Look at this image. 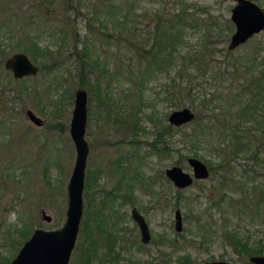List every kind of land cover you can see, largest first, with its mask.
<instances>
[{
	"label": "rangeland",
	"instance_id": "1",
	"mask_svg": "<svg viewBox=\"0 0 264 264\" xmlns=\"http://www.w3.org/2000/svg\"><path fill=\"white\" fill-rule=\"evenodd\" d=\"M44 1L0 0V25H3L0 26V37L4 34L0 41L6 56L21 50L16 42L24 35L22 25L25 26L26 21L32 18L40 21L42 27L47 25L46 29L43 28L45 31L39 35L40 46L47 45L55 52L60 49V45L64 48L73 46L75 37L82 38L85 35L87 27L82 16H76L73 12L64 15V0L59 4L57 0H52V4ZM186 1L196 2L207 8L198 12L202 23L196 28L187 29V42L194 46L201 44L204 38L210 40V51L213 50L214 53L211 64L217 65L219 61L225 60L224 50H230L227 43L234 30L230 13L235 1ZM255 1L264 8V0ZM161 4V0H139L136 12L146 14L161 7ZM166 4L174 7L171 2ZM10 19H14L12 31L6 35ZM147 20L148 17L144 16L143 24ZM228 20L231 22L230 29L229 25H226ZM60 27L66 28L67 41H63L65 34L58 32ZM219 32L221 37L218 36ZM263 39L264 30L232 50H235L236 54L250 51L259 41L262 44ZM61 52L58 60L41 57L44 63H51L52 69H45L36 78L29 80V83L37 86L39 98L36 93L23 94L20 97L11 93L13 102H7L9 98L3 92L7 86L3 81L0 82V255L13 256L16 253L21 243L13 242L11 238L17 237L16 230L23 221L28 220L33 230L37 226H59L65 217L66 184L75 158V149L69 134V121L74 90L79 85V70L72 65L68 52ZM103 53L107 55L108 52L103 50ZM103 53L99 49L101 60L108 63L104 66L108 72L102 67L91 66L95 73L87 75L85 80H89L91 87L90 90L85 86L88 90L85 138L90 147L86 174L88 170L91 173L95 170L98 172V168L101 170L93 186L88 189L95 203L102 200L108 191H117L113 203L120 215L118 226L126 239L123 243L121 240L119 245L128 246L122 253L123 261L125 264H197L211 259L240 261L228 238L220 233L219 228L235 227L240 233L251 234L252 238L258 239L262 232L256 225L260 223L252 225L246 218H236L228 208L223 211L213 204L211 199L216 193L215 179L211 175L205 179L194 180L192 185L184 189L176 188L165 176L164 169L172 164H179L191 173L192 168L187 162L190 155L204 160L208 166L218 160L219 157L211 152L208 143L203 140H183L182 131L176 130L173 132L171 151L166 150L159 154L151 149L153 131L168 122L167 116L171 110L183 106L193 108L188 101L174 105L170 99L164 98L167 95L165 87L168 79L164 73H159L146 81L142 91L144 99L139 104V109L134 112L135 109L130 103L131 79L126 74L117 75L116 71L121 67L120 62L116 57L105 59ZM261 53L264 54V50ZM3 58L0 61V70H3ZM55 62L58 63L56 66L53 64ZM206 67L204 63L201 68L205 72L196 71L203 75H199L194 82H201L205 90L211 92L214 84ZM102 72L106 74L103 75ZM0 79H3L2 74ZM97 88L99 96L103 99L101 101ZM26 108L33 109L43 118L41 126L33 124L25 116ZM131 112L136 113L135 116H132ZM127 113L130 117L125 118L124 126L121 121ZM135 117L139 118V129L133 135V131L126 128V122ZM189 122L183 127L186 130L191 128ZM135 138L137 143L134 142ZM116 160H119V163ZM208 160L211 162L208 163ZM210 169L209 167V171ZM135 172H139V177H134ZM129 187L133 191L132 194L129 193ZM85 192L84 186V207L87 198ZM133 205L137 206L148 222L151 240L147 244L139 241L138 226L130 216ZM176 208H180L182 213L183 225L179 232L174 228ZM42 210L51 215L49 221L42 217ZM200 221L204 224L200 227L205 228L203 231L197 229ZM7 228H10L11 232H8ZM131 231L133 234L137 232V241L141 246L130 242ZM173 239L170 246V240ZM81 244L79 232L69 264H80L84 247L83 244L81 248ZM185 255L188 257L183 259L182 256Z\"/></svg>",
	"mask_w": 264,
	"mask_h": 264
},
{
	"label": "trees",
	"instance_id": "2",
	"mask_svg": "<svg viewBox=\"0 0 264 264\" xmlns=\"http://www.w3.org/2000/svg\"><path fill=\"white\" fill-rule=\"evenodd\" d=\"M47 1L53 3L52 0L44 2ZM57 1L59 4L61 0ZM138 1L64 0V15L73 12L76 16H82L87 31L82 38L75 37L73 46L64 48L60 45L56 52L47 45L39 44V35L47 25L42 27L41 22L33 18L26 21L25 26L22 25L24 35L16 45L40 66V70L35 76L20 79L14 78L9 70H0L3 76L0 82L3 81L7 86L3 90L9 98L7 102H13L11 93L17 94V97L36 93L39 98L37 86L29 83V80L45 69H52L51 63H44L41 57L58 60L61 51L68 52L72 65L79 70V85L90 90L89 80H85L87 75L95 73L91 66L102 67L108 72L104 68L108 63L101 60L99 49L102 53L103 50L108 52L107 55L103 53L107 60L116 57L121 65L116 71L117 75L126 74L132 81L130 103L134 112L144 99L142 91L148 78L164 73L168 79L164 98L170 99L174 105L188 101L195 110V117L189 122V130L183 128L186 124L175 126L164 122L161 128L153 131L151 149L159 154L171 151L173 132L176 130L182 131L183 140H203L208 143L211 152L219 157L213 164L211 160L207 161L210 163V175L215 179L216 195L211 202L223 211L228 208L236 218H246L252 225L260 223L256 225L262 232L258 239L252 238L251 234L240 233L235 227L219 228L220 233L228 238L238 259L250 264L248 257L251 254H264V54L261 53L264 42L260 44L259 41L252 50L237 54L235 50L223 48L225 60L213 66L211 57L214 53L210 51L212 42L204 38L201 44L191 46L186 38L187 29L196 28L202 23L198 12L207 10L205 6L186 0H161V7L142 14L136 12ZM165 1L171 2L174 7L167 6ZM144 16L148 17L145 24L142 22ZM45 20L48 21L47 18ZM12 23L14 19H10L6 35L12 31ZM226 25H229L228 29L231 28L229 20ZM58 30L59 34H65L63 41H67L66 28L60 27ZM218 36L221 37V33ZM3 50L0 41V61L6 57ZM57 62L53 64L56 66ZM204 63L214 84L211 92L206 91L201 82H194L199 75H203L196 71L205 72L201 68ZM98 88L101 101L103 99L99 96ZM134 112H131L132 116H135ZM128 116L129 113L125 114L121 121L124 126ZM138 120L135 117L126 122V128L133 131V135L139 129ZM134 142L138 140L135 138ZM116 162L119 163V160ZM98 175L95 171L86 179L87 198L79 230L81 248L84 244L80 264H122L119 251L115 248L122 240V231L118 226L120 215L113 203L117 191H108L98 203L88 193ZM134 177H139V172H135ZM198 225L197 229L205 230L200 228L204 225L201 221ZM7 229L11 232L10 228ZM16 231L17 237H8L13 242L22 243L32 232V226L25 220ZM134 241L141 246L137 239ZM173 241L170 240V246ZM10 256L0 255V264H7ZM182 257L185 259L188 255Z\"/></svg>",
	"mask_w": 264,
	"mask_h": 264
},
{
	"label": "water",
	"instance_id": "3",
	"mask_svg": "<svg viewBox=\"0 0 264 264\" xmlns=\"http://www.w3.org/2000/svg\"><path fill=\"white\" fill-rule=\"evenodd\" d=\"M230 20L234 30L230 35L227 48L232 50L246 42L253 35L264 30V9L255 0H234ZM4 67L12 76L22 78L35 76L40 66L22 50L14 51L4 59ZM88 112V92L83 85L74 90L73 106L69 121V134L72 139L75 158L66 184V207L64 219L59 226L45 228L34 227L27 238L23 240L8 264H69L70 256L75 247L84 210L83 190L85 185V168L89 154V145L85 138ZM25 116L35 125L41 126L43 118L31 108H26ZM195 117V112L188 106L171 110L167 120L170 124L181 126ZM192 173L184 170L179 164L165 168L166 176L176 188L188 187L195 178H206L209 168L206 162L196 156L187 157ZM44 219L50 220L51 215L41 211ZM131 216L140 231V240L147 243L150 239L148 222L136 206L131 208ZM174 228L182 230V213L180 208L174 210ZM253 264H264V254L256 253L248 257ZM197 264H244L242 261L224 259L204 260Z\"/></svg>",
	"mask_w": 264,
	"mask_h": 264
},
{
	"label": "flooded vegetation",
	"instance_id": "4",
	"mask_svg": "<svg viewBox=\"0 0 264 264\" xmlns=\"http://www.w3.org/2000/svg\"><path fill=\"white\" fill-rule=\"evenodd\" d=\"M264 9V8H263ZM7 57V56H6ZM5 57V58H6ZM4 58V59H5ZM3 63H4V61H3ZM3 68L4 69H6L5 67H4V64H3ZM6 70H9V69H6ZM10 71V70H9ZM11 72V71H10ZM12 74V73H11ZM15 78V77H14ZM16 79H20V78H16ZM86 90H87V88H86ZM87 92H88V90H87ZM168 121V120H167ZM169 122V121H168ZM86 130V129H85ZM87 140V139H86ZM88 142V141H87ZM89 145V144H88ZM89 151H90V147H89ZM89 155V154H88ZM88 158V157H87ZM207 164V163H206ZM87 165V164H86ZM207 166H208V164H207ZM183 168V167H182ZM208 168H209V166H208ZM96 171V173H97V170H95ZM94 171V172H95ZM164 172H165V169H164ZM98 173H99V175H100V173H101V170H100V168H98ZM192 173V172H191ZM209 175H210V171H209ZM208 175V176H209ZM91 176V171L90 170H88L87 171V174H86V168H85V183H86V179H87V177H90ZM165 176H166V174H165ZM98 177V176H97ZM167 177V176H166ZM168 178V177H167ZM207 178V177H206ZM169 179V178H168ZM196 179H205V178H195V177H193V182H194V180H196ZM170 180V179H169ZM171 181V180H170ZM95 182V181H94ZM93 182V183H94ZM172 182V181H171ZM193 182H192V184H193ZM191 184V185H192ZM85 186V185H84ZM184 188H186V187H184ZM184 188H178V189H184ZM129 190H130V187H129ZM130 194H132L133 193V191H131V192H129ZM129 195V194H128ZM133 206H135V205H133ZM133 206H131V208L133 207ZM137 207V206H136ZM139 210V209H138ZM140 211V210H139ZM142 213V212H141ZM130 216H131V209H130ZM131 218H132V216H131ZM133 219V218H132ZM134 221V220H133ZM135 222V221H134ZM136 223V222H135ZM137 224V223H136ZM138 226V225H137ZM138 232H139V241L142 243V244H147L150 240H151V232H150V228H149V232H150V239H149V241L147 242V243H143L141 240H140V231H139V228H138ZM134 239H137V232H135V234H133V232L131 231L130 232V242L131 243H133V242H135L134 241ZM124 241H126V239H125V237L122 235V243L124 242ZM115 248L119 251V258H120V261H121V263L122 264H125V262L123 261L124 260V257H123V251L125 250V248H128V246H124V247H122L121 246V244L119 245V244H116V246H115Z\"/></svg>",
	"mask_w": 264,
	"mask_h": 264
},
{
	"label": "bare ground",
	"instance_id": "5",
	"mask_svg": "<svg viewBox=\"0 0 264 264\" xmlns=\"http://www.w3.org/2000/svg\"><path fill=\"white\" fill-rule=\"evenodd\" d=\"M88 163V162H87Z\"/></svg>",
	"mask_w": 264,
	"mask_h": 264
}]
</instances>
